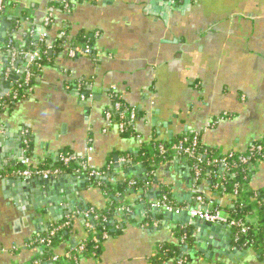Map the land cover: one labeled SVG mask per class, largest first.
<instances>
[{"label":"crops","instance_id":"0c3cea01","mask_svg":"<svg viewBox=\"0 0 264 264\" xmlns=\"http://www.w3.org/2000/svg\"><path fill=\"white\" fill-rule=\"evenodd\" d=\"M59 1L11 0L0 16V264H31L41 252L29 245L33 238L67 221L81 204L104 209L108 203L101 189L86 187L85 172L62 174L35 190L33 181L12 176L22 159L31 167H53L67 150L91 159L90 168L100 171L110 157L138 156L154 140L170 143L200 133L208 149L225 154H246L264 140V0H183L180 6L170 0H94L75 2L70 11L58 9ZM50 15L53 29L47 31ZM15 20L19 28L12 32ZM42 33L49 48L58 37L67 39V48L53 54L26 97L11 101L28 60L17 59L7 74L8 43L22 48L29 34L42 41ZM81 36L92 38L91 53L70 58L67 49ZM113 92L137 110L133 138L107 127L104 111ZM114 168L117 182L144 185L143 162ZM158 182L170 186L178 202L192 203L194 179L181 158L159 167L124 202L138 205L147 195L150 203ZM250 188L264 205V161L253 166ZM199 190L222 210L232 208L234 200L212 192L207 182ZM119 216L120 234L103 241L97 255L77 252L90 239L81 216L71 224L70 243L56 253L71 252L74 264H154L161 245L172 243L190 255L187 264H264L257 252L234 246L227 225L209 232L183 215L151 223L140 213L130 223ZM248 221L259 225L258 210ZM179 226L190 233L188 249L174 234Z\"/></svg>","mask_w":264,"mask_h":264},{"label":"trees","instance_id":"16d2710c","mask_svg":"<svg viewBox=\"0 0 264 264\" xmlns=\"http://www.w3.org/2000/svg\"><path fill=\"white\" fill-rule=\"evenodd\" d=\"M11 0H4V5L5 9L3 12H0L1 17H5L8 11L11 8L10 4ZM82 1H94V0H61L57 3L56 7L60 9L61 11H64L66 8L65 4H68L71 7L74 6L75 2H82ZM183 0H176V6H180L181 2ZM26 17V16H24ZM19 22L17 20L14 21V25L12 26V32H17V29L19 28ZM53 29V24L52 22L50 23L49 26H47L46 30H52ZM92 38H82L78 37L74 43H71V47H77V46H85L89 45L92 47ZM67 39L64 37H61L57 39L56 43L53 45V49L49 48V44L47 42V38L42 40V41H36L32 34L28 35L26 37V44L24 47L19 48L23 49L24 51L28 53H35L39 52L40 53V60L38 61V64L41 65L42 67L49 65L52 62L53 54L60 55L66 48H67ZM31 73V82L28 86H24L23 88H14V92H17L18 96L16 100H13L10 98L11 101H19L23 99L24 97L27 96L28 89L30 88V85H34L36 78L40 75V70L38 69L37 65H35L32 69H30ZM20 81H23L24 78L21 77L19 79ZM14 94V93H13ZM114 102H122L123 104H126L123 99L120 96H117L114 92ZM13 97V96H12ZM127 105V104H126ZM110 108V107H108ZM120 112L113 111L112 116L114 122H119L121 120ZM136 131L134 130H129L125 134H123L124 137L126 138H133L135 137ZM193 135V134H192ZM191 135H183L180 137H176L173 141L169 142H162V141H156L154 140L152 142V147L156 151L155 158H152L153 156L151 155L150 151L148 149H142L139 152L138 156H130L126 154H119L116 158L117 160L120 158H125V157H130L133 159V161L137 162H143L145 168H146V174L145 177H151L154 179L152 176V172L157 170L160 165H162L165 160L163 158L158 157L159 149L161 146L170 149L173 145L177 144L180 140H183L184 138L189 139ZM28 140V146L32 144V140L27 136ZM199 147H198V153L200 154H205L208 159H206L204 162L201 164L196 163L194 160H189L188 165L191 167L192 171V177L195 178L197 173L199 174V179L196 185L200 184L202 180H206L210 189L214 193L218 192H223L219 191L216 189V182L215 179L212 176H209L208 173L211 171H216L217 173L223 174L225 173V177L227 178V184H226V194H231L235 191L234 184L235 182L241 183V185L244 184L245 178L247 177L248 180L247 182H250L251 176L253 174V167L249 165H240L239 160L241 157L247 155L249 151L252 149V146L249 148L248 152L246 154H240L237 152H231L233 154V160H229L231 162L230 167H235L239 164L236 168H234L232 171L226 172L224 167L222 166H217L214 165L213 163L208 164L209 160H212V158L215 157H228L224 154H222L220 151L215 150V149H208L202 142V136L201 134L199 135ZM258 144V143H257ZM264 147V141L261 143ZM61 154H74L71 153L67 150H64ZM172 160V159H170ZM168 160V162L170 161ZM256 160H261L264 161V151L262 153V156H257L254 161ZM116 162L115 157H110L109 160V166L104 167L103 169L100 170V172L104 173L105 177L102 178H92L90 179V182L86 184V187L90 188H99L101 191H103L105 197L108 199L107 206L104 209H99L90 205L84 206L83 204L79 205L77 210L80 211H86L89 209H93L95 211L94 215L91 216V219H89L90 225L93 227L91 230L88 228H85L88 231V236H90V239L86 243V251L84 252L85 255H97L99 251L98 244L94 242V238L102 241L103 239V234L107 233L109 236H117L120 234L122 226L124 224L120 225L117 222L116 217L119 215L117 212V207L122 206L126 204L124 202V195L133 193V188L134 191L139 190L142 188V182L140 183L141 180H139V183L136 185H131L130 182L127 180L125 182H117V174H115V168L114 166H110L111 163ZM236 164V165H235ZM43 169H59L62 171L63 174H69V175H76L75 173H83L85 170L82 168L80 165V162H73L70 165H64L62 162L58 161L55 166L50 167V166H41ZM238 168V169H237ZM232 172H236L237 175L235 178H232ZM148 184L147 181L144 180V185ZM159 184V192L155 196L156 199H163L166 197L167 201L172 204V205H178V206H184L185 204H182L177 201L175 195L172 193L171 187L170 186H165L164 184L162 185L160 182ZM247 184V183H246ZM143 185V187H144ZM152 185V184H151ZM254 194V193H253ZM197 194H194V197H196ZM144 202H139L140 204L137 205L136 208L132 209L131 214H127L125 216L124 223H130L132 222L133 215L135 216L137 213H140L144 216V221L145 223H151L156 220H167L168 218H171V215L165 214V213H160L158 211H152L150 208L147 206L145 200H148L147 195L143 197ZM145 204V205H144ZM258 210L259 216H260V223L258 229L255 231L254 226L249 224L248 226V234L247 235H242L238 230L233 231V243L234 246L242 252H247V251H254L258 253V257L261 261L264 262V244L261 247L259 244L260 242H257V238H261L264 242V205L261 202L254 201V203L250 204L249 206H240L238 201H234V207L230 209L228 213H231L234 215V217L238 220L244 219V216H251L255 213V211ZM176 217L179 215H175ZM174 216V217H175ZM98 217V218H96ZM66 220L61 222L60 224H64ZM75 220L72 222L74 225ZM86 224V223H85ZM188 227V226H187ZM54 228V227H53ZM50 227L49 230L46 232L38 235L40 239H46L50 240V247L48 248H40V245H34L31 247H36L39 250H41L40 255L38 258H36L34 261H32L31 264H49L51 262L52 257L55 255V250L63 244V243H70V238H71V231L72 228L71 226L64 228L63 230L57 232L54 236L49 237L52 229ZM174 234L176 237L181 241H184L186 243V248L188 249L189 247L192 246V241L190 237V233L188 231V228L181 229L180 226L174 230ZM238 239V240H237ZM164 245H161L160 253L155 257V263L154 264H177L178 260L187 257L190 260V255L187 254L181 247H178L175 244L172 243H163ZM77 261V260H76ZM75 256L73 255L71 259L69 260L68 264H74L75 262ZM52 263V262H51Z\"/></svg>","mask_w":264,"mask_h":264},{"label":"built area","instance_id":"2783aa9c","mask_svg":"<svg viewBox=\"0 0 264 264\" xmlns=\"http://www.w3.org/2000/svg\"><path fill=\"white\" fill-rule=\"evenodd\" d=\"M171 4L173 6H176V0H170ZM66 10L70 11V6L68 4H65ZM5 9L4 5V0H0V12H3ZM26 21H28V18H26ZM52 21V15H50L48 18H46L45 21V26H48ZM62 36H65L66 33L62 32ZM42 40L46 37L45 33H42ZM8 51H10V60H9V69L7 71V74L11 70H13V67L15 66L17 59L19 58H24L28 60L27 66L23 71V76L24 78L23 81H16L15 87L17 88H23L24 86H28L31 82V73L30 69H32L35 65H37L38 69L40 72L44 67L38 64V61L40 60V53L35 52V53H28L24 51L23 49L18 50L19 48L14 44V42L10 41L8 43ZM91 53V47L89 45L85 46H77V47H71L67 49V55L70 58H78L80 56H85L89 55ZM15 68V67H14ZM14 87V88H15ZM12 94V99L16 100L17 99V92H14ZM110 100H111V106L110 108H107L104 111L105 114V119L107 123V127L113 128L116 127L117 130L123 135L129 130H134L136 131V122H137V117L138 113L135 108H132L126 104H123L122 102H114L115 98L114 95H110ZM120 112L121 120L119 122H114L112 112ZM199 135L200 133H195L190 136L189 139L184 138L183 140H180L177 144L173 145L170 149H167L163 146L160 147L159 149V155L158 157L163 158L165 162L160 165V167L166 165L168 163V160L173 159V158H181L183 161L188 163L189 160H194L196 163L201 164L204 162L207 158L205 154H200L198 153V147H199ZM27 132L23 134V139L24 143L28 145V140H27ZM264 140H262L260 143L255 144L252 146V149L249 151V153L243 157L240 158L239 163L240 165H249V166H254L257 163H259L261 160H255L257 156H262V153L264 151V147L261 144ZM148 149V148H147ZM153 156L152 158H155L156 151L153 149L152 146L149 147L148 149ZM228 157L220 158L215 157L212 158V160H209L208 164L213 163L214 165L217 166H222L224 167L225 171H232L234 168L238 166L239 164L235 167H230L231 162L229 160H233V154L232 153H222ZM58 161L62 162L64 165H70L73 162H80V165L82 168L85 170V174L87 175L88 180L92 178H102L105 177L104 173L100 172L99 170L95 168H90L89 164L91 159L89 158H80L76 154H60L58 157ZM234 161V160H233ZM133 162V159L130 157H125L121 158L120 160H117L116 162H112L110 166H116V165H124V164H129ZM20 166L17 168L16 171L13 172L12 176L13 177H18L20 179H23L26 182L32 181L34 179H41L44 181H49L52 180L60 175H62V171L59 169H43L41 167H31L30 166V161L28 158L22 159L20 161ZM236 165V164H235ZM159 168V167H158ZM157 168V169H158ZM237 168V169H238ZM192 170V169H191ZM156 173V170L152 172V176L154 177ZM199 174L197 173L196 177L194 179V185H195V193L197 194L196 197L193 196L192 203L187 204L184 206H178V205H172L170 204L166 197L163 199H155L151 201L150 203L147 204V206L150 208L152 211H158L160 213H165V214H170V215H182L183 213H187L189 215V219L191 223H209L212 225H227L231 227L233 230H238L242 235H247L248 234V226H250V222L248 221L250 216H244L243 220L236 219L233 214L228 213L225 210H222L219 206H216L214 202L210 199H207V197L204 195L205 192L202 190L200 191L199 189L202 187V184L206 183L207 181L204 179L201 181L200 184L196 185L199 179ZM232 178H235L237 173L232 172ZM209 176H212L215 179L216 182V189L219 191L223 192H218L217 194L222 195L223 197H230L234 201H238L240 206H249L250 204L254 203V201L257 200L258 198L256 194H253L254 192L250 188V182H247L248 178H245L244 184L241 185L239 182H235L234 184L235 191L231 194H226V184H227V178L225 177V173L220 174L217 173L216 171H211L208 173ZM147 176V174H146ZM1 178V176H0ZM151 177H146L145 180L149 183L151 181ZM247 183V184H246ZM234 201L232 204V207H234ZM137 204H124L122 206L117 207V212L119 215H127L132 213V209L136 208ZM95 211L93 209H89L86 211H80L76 210L74 213H70L67 215V221L64 224H57L55 226H52V231L49 235V237L54 236L57 232L63 230L64 228H67L71 226L74 218H77L79 216L83 217L85 219V226L88 228V230L92 229L93 227L90 225L89 219H91V216L94 215ZM118 217L120 218V216ZM98 218V217H96ZM249 223V224H247ZM252 225V224H251ZM255 228L254 230L256 231L259 227V225H253ZM110 236L107 233L103 234V239L102 241H99L97 239H93L94 242L98 244V247L100 248V245L102 244L103 241L107 240ZM89 240V237L86 238V240H83L77 249L78 254H83L86 251V243ZM238 240V239H237ZM257 242L261 243L259 244L261 247L263 246L264 242L261 238L256 239ZM30 246L34 245H40L41 249L42 248H48L50 247V240L46 239H40L39 236L33 238L30 243ZM57 250H55V255L52 257L51 262L53 264H68L69 260L72 257L71 252H66L64 256H59L56 253ZM188 258L183 257L178 260L177 264H187L188 263Z\"/></svg>","mask_w":264,"mask_h":264},{"label":"water","instance_id":"95a60500","mask_svg":"<svg viewBox=\"0 0 264 264\" xmlns=\"http://www.w3.org/2000/svg\"><path fill=\"white\" fill-rule=\"evenodd\" d=\"M5 26H8L9 23L4 21L3 22ZM18 64H15V67H17ZM115 160L117 161V158L115 157ZM117 166V165H116ZM125 174L128 176L129 173L128 172H125ZM61 181L62 182H65V178L64 176L60 177ZM33 182H31V186L35 189V190H39L40 187L42 186H48L50 184V180L49 181H44V180H41V179H34L32 180ZM30 182V181H29ZM22 183V182H21ZM22 186V185H21ZM69 214V213H68ZM67 214V215H68ZM183 216H185L187 218V220L189 219V215L187 213H183L182 214ZM175 215H171V217H174ZM198 224V223H197ZM194 225H196V223H194ZM199 226L200 228H203L204 230H207L209 232H214L216 231L217 229H219L220 227H222V225H212V224H209V223H199Z\"/></svg>","mask_w":264,"mask_h":264},{"label":"flooded vegetation","instance_id":"af4514ba","mask_svg":"<svg viewBox=\"0 0 264 264\" xmlns=\"http://www.w3.org/2000/svg\"><path fill=\"white\" fill-rule=\"evenodd\" d=\"M69 215V214H68Z\"/></svg>","mask_w":264,"mask_h":264}]
</instances>
